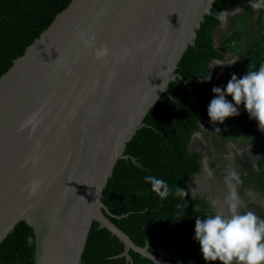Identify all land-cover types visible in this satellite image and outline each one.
<instances>
[{"label":"water","instance_id":"obj_1","mask_svg":"<svg viewBox=\"0 0 264 264\" xmlns=\"http://www.w3.org/2000/svg\"><path fill=\"white\" fill-rule=\"evenodd\" d=\"M214 1L71 0L13 61L0 76V244L22 222L34 264H80L95 222L130 264L129 251L171 264L110 221L102 193L154 104L182 80L178 64Z\"/></svg>","mask_w":264,"mask_h":264},{"label":"trees","instance_id":"obj_2","mask_svg":"<svg viewBox=\"0 0 264 264\" xmlns=\"http://www.w3.org/2000/svg\"><path fill=\"white\" fill-rule=\"evenodd\" d=\"M71 0H0V76L22 56ZM252 0H215L210 14L204 17L196 32L194 45L178 64L176 79L168 86L128 147L127 159L117 161L102 193V202L114 216L109 218L135 245L148 246L158 256L165 249L164 260L171 264H206L195 240V222L213 215L216 210L197 184L204 177V157L191 148L192 136L200 132V122L210 121L208 106L215 94L213 88H226L232 75L238 79L247 71L264 66V9H247L237 21L229 38L216 45L214 32L221 26L218 12H232ZM255 17L262 30L260 39H252L245 47L241 69L225 72L215 79L211 68L215 61H225V45L240 42L248 35V26ZM210 78V79H207ZM215 79V80H214ZM231 102V97H226ZM233 125L225 121L216 126L217 135L230 133L233 141L249 142L258 158L255 164L242 161V184L237 191L242 197L253 193L255 201L264 203V132L251 119L243 105ZM146 176H156L169 185L171 194L161 200L145 183ZM206 178V177H204ZM195 179V180H194ZM199 179V180H198ZM179 187L184 198L175 195ZM193 191L195 195H192ZM259 202V203H260ZM124 246L107 230L93 223L80 264H130L119 257ZM132 264H154L129 251ZM0 264H34V234L20 222L0 244Z\"/></svg>","mask_w":264,"mask_h":264},{"label":"clouds","instance_id":"obj_3","mask_svg":"<svg viewBox=\"0 0 264 264\" xmlns=\"http://www.w3.org/2000/svg\"><path fill=\"white\" fill-rule=\"evenodd\" d=\"M250 7L264 9V0H252ZM227 15L228 12H218L217 19L222 25H226ZM86 46L92 47L93 44L86 42ZM107 55V48L95 51L98 60ZM215 63L217 66L224 65L219 60ZM212 91L215 98L207 109L212 123L223 124L226 119L238 116V108L243 105L249 117L264 132V66L259 70L247 71L239 79L232 75L225 89L216 87ZM226 97H231V102ZM144 179L161 200L171 194L168 183L163 179L156 176H146ZM223 183L228 190L227 195L222 201L212 200V206H219V209L207 218H197L195 222L194 238L199 242L204 261L206 264H264V217L252 211H240L242 199L237 188L242 180L235 169L229 171ZM175 195L184 198L188 192L177 187ZM192 195H195L194 191Z\"/></svg>","mask_w":264,"mask_h":264},{"label":"rangeland","instance_id":"obj_4","mask_svg":"<svg viewBox=\"0 0 264 264\" xmlns=\"http://www.w3.org/2000/svg\"><path fill=\"white\" fill-rule=\"evenodd\" d=\"M251 3L252 2L232 12H228L226 25L221 24L214 32L216 45L224 39L229 38L231 32L237 27V21L244 16L247 9L251 8ZM261 37L262 30L260 26L256 24L255 17H253L249 22L248 35L238 43L232 42L229 46L225 45L224 51L226 59L223 61L224 65L217 66L215 62L212 63L211 68L216 74L215 79H218V77L225 72L239 71L241 69L246 45L252 39H260ZM233 121V117L225 120L229 126L233 125ZM218 124L219 123L214 124L207 120L202 121L200 124V132L193 136L191 141V148L200 151L204 157V174L207 179L204 183H199V181H197L196 185L201 193H204L209 199L211 198V201H222L227 195L228 190L223 183V178L231 169H235L241 174L243 171L240 168V162L249 158L251 163L255 164L258 158L249 142L233 141L230 137V133L225 137L218 136L216 133V126ZM209 173H211V175H209ZM253 196L252 192H248L241 197L242 207L240 211H252L256 215L264 217V203L255 201ZM218 209L219 206L215 208L216 211Z\"/></svg>","mask_w":264,"mask_h":264},{"label":"flooded vegetation","instance_id":"obj_5","mask_svg":"<svg viewBox=\"0 0 264 264\" xmlns=\"http://www.w3.org/2000/svg\"><path fill=\"white\" fill-rule=\"evenodd\" d=\"M197 134V133H196ZM196 134H194L193 136H195ZM193 136H192V138H193ZM232 160V159H231ZM233 161V160H232ZM241 163L242 162H240V168H241ZM204 164V163H203ZM241 170H242V168H241ZM204 177H205V175H204ZM204 177H200L198 180H199V183H204V182H206L207 181V179L206 178H204ZM218 179H219V177H218ZM196 185V184H195ZM200 185V184H199Z\"/></svg>","mask_w":264,"mask_h":264}]
</instances>
